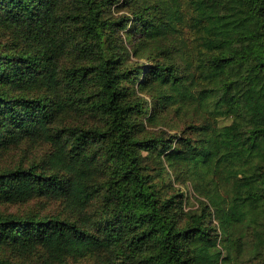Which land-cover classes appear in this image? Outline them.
Masks as SVG:
<instances>
[{"label": "trees", "instance_id": "trees-1", "mask_svg": "<svg viewBox=\"0 0 264 264\" xmlns=\"http://www.w3.org/2000/svg\"><path fill=\"white\" fill-rule=\"evenodd\" d=\"M82 258L264 264V0H0V264Z\"/></svg>", "mask_w": 264, "mask_h": 264}, {"label": "rangeland", "instance_id": "rangeland-1", "mask_svg": "<svg viewBox=\"0 0 264 264\" xmlns=\"http://www.w3.org/2000/svg\"><path fill=\"white\" fill-rule=\"evenodd\" d=\"M171 115V118L172 120H170L169 124L171 123L172 126H176L177 123H183L184 122V119L182 116L180 115H176L174 113V111H171L170 113ZM231 121V118H222L220 119V123H227V122H230ZM171 126V127H172ZM167 128L168 131H174L172 130L170 127H167L166 125L164 124H158L156 125L155 127H152L154 129L156 128ZM26 150V155L24 156V159L25 160H29L31 159L32 155L35 153L34 151H31L29 149H25ZM25 152L23 150L19 151V150H12L10 152V154L7 156V159H14V160H18V159H21V157L23 156ZM177 185H180L185 191L186 193L190 196L191 200L193 202L196 201L195 199V192L193 190V187L190 183H188L187 185H184V184H180V183H177ZM36 203L35 201H31V202H28V203H25V204H13V205H3L2 207L4 209H6L7 211H24V210H28L30 209L31 207H34ZM70 264H91V260L90 258H82V259H76V260H73L70 262Z\"/></svg>", "mask_w": 264, "mask_h": 264}]
</instances>
